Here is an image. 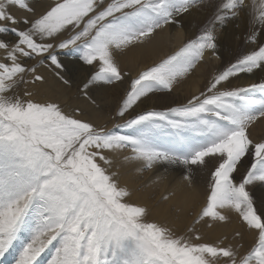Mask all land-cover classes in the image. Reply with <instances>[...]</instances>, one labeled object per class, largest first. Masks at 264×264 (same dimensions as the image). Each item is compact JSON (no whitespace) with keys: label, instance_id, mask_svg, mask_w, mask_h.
Here are the masks:
<instances>
[{"label":"snow or ice","instance_id":"snow-or-ice-1","mask_svg":"<svg viewBox=\"0 0 264 264\" xmlns=\"http://www.w3.org/2000/svg\"><path fill=\"white\" fill-rule=\"evenodd\" d=\"M204 3L54 0L42 14L21 20L15 12L34 11L28 0H0V35L15 37L14 43L0 40V264L8 256L12 264H42L49 246L54 252L43 264H264V213L249 191L264 188V140L249 135L250 126L264 118V83L220 90L241 73L264 71V0H208L211 13L200 34L132 79L116 116L125 118L150 93L171 92L206 54L219 59L216 32L230 21L246 20L245 42L255 48L187 103L132 115L118 130L94 127L77 118L78 110L65 112L18 91L21 84L44 81L37 73L44 61L63 70L57 49L97 68L80 89L86 97L94 84L122 81L116 53L178 25L177 17ZM37 57L35 64L25 63ZM56 75L69 83L61 72ZM123 150L129 153L125 161L147 169L178 164L190 173L192 166L213 161L194 224L225 221V210L235 212L256 233L255 245L238 258L231 246L201 242L194 227L178 235L147 222V209L128 203L129 191L109 173L108 154Z\"/></svg>","mask_w":264,"mask_h":264},{"label":"bare ground","instance_id":"bare-ground-1","mask_svg":"<svg viewBox=\"0 0 264 264\" xmlns=\"http://www.w3.org/2000/svg\"><path fill=\"white\" fill-rule=\"evenodd\" d=\"M210 13L211 9H205L201 6L191 9L189 13L183 15L182 17H177L180 22L178 25H166L161 29H157L150 37L146 38L143 43H138L136 44V46H131L127 50H125L124 56H121L120 58L121 63L124 66L132 68L134 70V74H137L139 71L141 72V70H144L148 68V66L155 64V62H157L158 60L164 59V56H166V54H169L171 51L175 50V47L178 48L179 45H183L188 41L195 39L200 34L202 28L208 22ZM247 31V23L244 19H241L238 24H233V22H231L230 24L225 25L223 28L217 29V54L220 58L216 59L214 56H209L207 54L204 58L205 60L209 61L210 70H221L223 68H227L231 63H234L236 61V58H234V56L236 55L240 47H242L243 49V54H245L250 48H255V45H250L245 42ZM210 59H212L213 61H211ZM68 64L71 67H75L77 68V70H80L78 67V63L72 61L68 62ZM213 65L215 66L213 67ZM194 71L195 72L193 77H187L188 82L187 84H184L187 85L184 88L185 91H183V95H185V97H182L181 95L176 96L174 94H171L170 96L157 95L150 99L148 106L150 108L170 107L171 105L179 104L182 100H184V98L197 94L200 89V82L203 77L207 75V78H209L211 75H208V69L204 68L203 63L200 65H196ZM51 72L52 69L49 71H47L46 69L40 71L39 74L44 76V81L37 82L34 85H29V91H33V95L31 97L33 100L42 103L55 102L59 104L65 112L69 113L77 110L78 112H80L81 110H83V112L86 113L82 117L88 119L89 122L97 128H104L105 130H107L112 126V124L115 122V118L109 117L108 114L102 112L101 108L105 109L106 107L107 109H114L117 104L116 101L119 99L121 93L124 90V86L122 84H117L118 86H114L112 90H109V88L90 89L87 97L83 95L80 99H76L73 95V93H76L75 89L71 90V88H69L68 86L60 84L58 82L59 78L57 79L54 73ZM196 72L198 74H196ZM87 73L88 71L86 68H83L82 71L78 72L79 76L77 77V82H81V77L84 78ZM259 83H264V71L257 69L251 74L241 73L239 76L230 78L229 81L220 86V90L223 87L233 89L248 88L252 84ZM177 88H175V91L178 90ZM189 92L192 93L190 94ZM254 94L257 96V98H260L261 96L258 91H256ZM97 104L98 106H96ZM100 104L103 105L101 108ZM137 109L139 108L137 107ZM77 118L82 119L80 115H78ZM249 129V133H264V118L258 119L255 122V126L252 124ZM156 166L157 170L154 172V175H150L148 177V186L154 184V186L158 187V190L160 189V192H165L164 195L162 194V198L164 201H161L157 204L155 203L156 198L153 197L149 199L150 195H152L153 193L152 191L148 193L150 189H144L145 182L140 185V187H142L141 191H138L137 185L133 182L127 183L126 186L132 187L133 193H135L136 197L138 196V194H142L144 198L148 200L147 205H151L152 209L154 210V214L158 215V218H162L161 216L166 217L175 214L171 212L170 206L172 205V207L174 208L178 207V211H182V217L186 219L187 211L189 209L193 208L194 205H201L202 203H204V196H200L199 200H195V198L191 196L194 192V188L188 187L185 181H183L181 191L173 193L172 188H174L175 185H178V180H176L175 178H171L176 177L182 171L181 166H179L178 164H156ZM167 180L170 182H167ZM122 181H124V179ZM202 192L203 191L201 190V195H203ZM252 194L258 208H261L264 213V188L257 185V187L252 189ZM158 196H160V194ZM167 199L168 202H166ZM225 212L228 211L225 210ZM225 215L228 214L226 213ZM219 227V222H212L210 235L202 236V242L218 245V239L225 234V232H220L217 234ZM229 236L236 238L235 240L238 239V235L234 231L230 232ZM229 236H227V238ZM252 237L254 238L253 232H249L248 238ZM239 239L242 242V246L244 247L243 240L241 238ZM241 251H243V249Z\"/></svg>","mask_w":264,"mask_h":264},{"label":"rangeland","instance_id":"rangeland-1","mask_svg":"<svg viewBox=\"0 0 264 264\" xmlns=\"http://www.w3.org/2000/svg\"><path fill=\"white\" fill-rule=\"evenodd\" d=\"M28 2L30 4V6L33 8V10H34L33 12L30 13V12H25V11L21 10V11H17V12L14 13L21 20L24 17L32 19L34 16H38V15L42 14L44 11L47 10V8H48V6L50 4L54 3V0H28ZM42 3L44 4V6H43ZM201 7L205 8V9H211V7H210V5L208 3V0L205 1V3L203 5H201ZM231 22H233V24H235V23L238 24L240 22V20H238V21H230L226 25L230 24ZM17 27H25V26L21 24V25H17ZM63 38H67V34L66 33L64 34V36L61 37V39H63ZM0 40L8 41L9 43H14L15 42V37H14V35L11 32H9V33L0 35ZM181 46H182V44L179 45L178 48L175 47V50L171 51L169 54H166V56L168 57V56L174 54L176 51H178L180 49ZM124 53H125V51L118 52L115 55L116 63L118 64L121 72L123 74H125L123 79H122V81H117V82H115L113 84H104V83L101 82V83H97V84H94V85L90 86V88L88 89V94H89V90L90 89H94V88L95 89L96 88H104V89H108L109 88V90H112V88L114 86H118L117 84H122L124 86V90L121 93L119 99L116 101L117 104L114 107V109H107L106 107H105V109H102L101 107L103 105L100 104V108H101L102 112H104L105 114H108L109 117L115 118V122L107 130H118L117 129V125L124 124L125 120L128 119V118H131L132 115H135V114H138V113H142V112H145V111H149V110H156V111H165V110H167L169 107H165V108H160V107L150 108L148 106V103H149L151 98H153L154 96H157V95H169L170 96L171 94H174L176 96H178V95L180 96L181 95L182 97H185V95H183V93H184L183 91H185L184 88L187 85H184V84H187L188 78L189 77H193L194 72H195L194 71L195 68H193L186 77H184L182 79H179L178 82L176 84H174L175 87L173 86V90L171 92L160 91V92L150 93L149 96L147 98H144L143 102L140 103L139 106H137L139 109H137V107H135L134 110H130V113L128 115H126L125 118H120V117L116 116V112H117V110H118V108H119V106H120V104L122 102V99L124 98V96L126 94V91L128 89H130L131 80L136 78L138 76V74L140 73V71H139L137 74H134V72H133L134 70L132 68L124 66L121 63L120 58H121V56H124ZM0 55H2V52H0ZM46 55H47V53H45V56ZM57 55L59 56V59L61 60L63 66H64L62 71L58 70V69H55L54 66L49 67V62L48 61H44L43 63L38 65L37 73L39 74L40 71L45 70V69L47 71L52 69L51 73H54V75L58 79L59 77L56 75V73L57 72H61V75L63 77L65 76L64 79L68 80L69 83L68 84H64L63 81L60 78L58 79L59 80L58 82L60 84L64 85V86H68L69 88H71V90L75 89L76 93H73V95H74V97L76 99H80L84 95L80 91V88L82 87L83 83L87 82V80L97 70V68L95 66H92V65L84 64L82 61H80L78 59V57L76 55L69 53L68 50L57 49ZM241 55H243L242 47H240L238 49V51H237L236 55L234 56V58L237 59ZM166 56H164V59L167 58ZM38 59H40V58L37 57V58H35L33 60H27L25 63L27 65H32V64H35L36 60H38ZM162 60L163 59L158 60L157 62H155V64H152V65L148 66V68L158 64ZM210 60L213 61L212 59H210ZM72 61H74V62L79 64L78 67H79L80 70H77V68L71 67L68 64V62H72ZM202 63L204 64V68L208 69V71H207L208 75H211V76L209 78H207V75H205V77H203V79L200 82V89L197 92V94H199L200 91H203V90L206 89V87L209 84V81L213 78V76H215L219 72H221L224 69H226V68H223L221 70L215 69L213 71V70H210V64H209L208 60L203 59L198 64L200 65ZM214 66L215 65H213V67ZM83 68H86L88 73L86 74V76L84 78L81 77V79H82L81 82H77V77L79 76L78 72L82 71ZM141 71H143V70H141ZM196 74H198V73L196 72ZM198 76H200V75H198ZM28 79H29V81L31 80V76L30 75H29ZM30 84L34 85L35 83H31L30 82L27 85L21 84L19 89H18L19 93L22 95L25 90L29 91V88H30L29 85ZM175 88H177L178 90L175 91ZM232 89L233 88H225V87H223L221 90H232ZM32 93H33V91H32ZM189 93L191 94L192 92H189ZM197 94H195V95H197ZM192 96L184 98V100H182L179 104H174V105H171L170 107L183 105V104L187 103V100L190 99ZM96 106H98V104ZM79 113H80L79 114L80 117L82 118L81 120H85V121L89 122L88 119L82 117L86 112H83V110H81ZM253 125L255 126V123ZM124 131H129V130H124ZM249 132H250V129H249ZM249 135H251L250 138L253 141H260V140L264 139V133H249ZM128 154L129 153H128L127 150L120 151L119 153L108 154L110 156V159H112V161H113L112 166L108 169L109 173L110 174L111 173H115L113 178L117 181L118 185L120 187L126 188L129 191V193H130V195L126 198L127 202L146 208L147 209V215H146L145 219H146L147 222H154V223H157L159 225L166 226V227L172 229L178 235H186V234H188V229L190 227H194L196 229V231H197V234H199L200 237H201V242H202V236H205V235L209 236L212 222L205 223L204 221H201L199 224H194V221L197 218V213L200 211L201 207L205 204L206 195H207V191H208V181L210 179L209 172L212 169V164L214 162L210 161L208 166L207 167H203V168L197 167V166H192V170H191L190 173H189V170L187 168H185V166L179 165V166H181V170L182 171L176 177H172L171 178V179L175 178L176 180H178L177 181L178 185H175V187L172 188V192L173 193L174 192H180L181 189H182L183 181H185L186 185L188 187H193L194 188V192L192 193L191 196H193L195 198V200H199L200 196H204L203 197L204 198V203H202L201 205H194L193 208L189 209L187 211V218L186 219L182 217V215H183L182 211H178V207L174 208L171 205L170 206L171 212L175 213V214H173L172 216H166V217L161 216L162 218L159 217L160 218L159 219L158 215L154 214V212H153L154 210L152 209L151 205H147L148 200H146L142 194H138V196L136 197L135 193H133L132 187H127L126 186L127 183L133 182V183H135L137 185L138 191L139 190L141 191L142 187H140V185L143 182H145L144 189H148V190L150 189L148 191V193L151 192V191L153 193L152 195L149 194L150 195L149 199L153 198V197L156 198L155 203H157V204L159 202H161V201H164L162 197H163L165 192H163V191L160 192V189L158 190V187L154 186V184L151 185V186H148V177L150 175L151 176L154 175V172L157 170V166L154 165L153 168L147 169V168H142L139 163H129V162L125 161V159H124V157L127 156ZM248 159H250V157ZM158 164L162 165L164 163H158ZM185 175H190V180H185L184 179ZM121 179L122 180L124 179V181H122ZM237 179H239V175H237ZM167 182H170V181L167 180ZM255 187H257V185H255ZM255 187L254 186H250L249 187V191L251 192V194H252V189L255 188ZM201 190L204 192V193L202 192L203 195L200 194ZM157 194L158 195L160 194V196H158ZM166 202H168V199L166 200ZM155 203H153V204H155ZM255 206L257 207V209H258V211L260 213H263V210H261V208H258L256 203H255ZM226 213L228 215H226L227 219L225 221H216V223L217 222L220 223V227H219V230L217 231V234L220 233V232H225V234L218 239V245L219 246H221V245L222 246H231L234 250H238V258H239L240 256L246 255L251 250V248L255 245L256 240H257V235H256V233L254 231H250V230L247 229V227L240 220L238 214H236L235 212H231V211L224 212V214H226ZM179 217H181V218H179ZM169 225H170V227H169ZM180 225H182V226H180ZM232 231L236 232V234L239 233V235L237 237L238 238L237 240H235L236 238H234L232 236H229L230 232H232ZM249 232H253L254 238L253 237L252 238H248V233ZM227 236H229V237L227 238ZM239 238H241L243 240L244 247L242 246V242L240 241ZM49 248H50V250H46L45 253L42 254L43 260H47L53 254L54 248H52V246H49ZM242 249H243V251H241ZM43 260H42V264H43ZM12 261H13V257L12 256H8L4 260L3 264H12Z\"/></svg>","mask_w":264,"mask_h":264}]
</instances>
